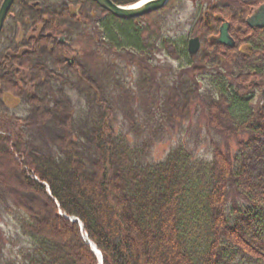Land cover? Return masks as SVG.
I'll use <instances>...</instances> for the list:
<instances>
[{"label": "trees", "instance_id": "1", "mask_svg": "<svg viewBox=\"0 0 264 264\" xmlns=\"http://www.w3.org/2000/svg\"><path fill=\"white\" fill-rule=\"evenodd\" d=\"M196 1L204 18L192 36L206 45L191 57L186 42L158 37L175 0L127 20L94 0H16L0 36V150L10 160V173H0V217L26 240L17 264H100L91 245L103 264H264V105L253 102L258 93L264 102V30L247 23L264 0ZM97 16L104 38L89 31ZM219 17L232 24L234 49L213 43ZM73 35L87 47L81 61ZM166 50L180 70L154 64ZM114 61L138 70V98ZM222 66L234 68L231 80L213 72ZM69 90L84 99V112ZM113 96L130 135L115 129ZM15 101L25 117L13 113ZM200 108L221 138H241L236 153L213 142L206 161L180 145L151 162L155 143Z\"/></svg>", "mask_w": 264, "mask_h": 264}, {"label": "rangeland", "instance_id": "2", "mask_svg": "<svg viewBox=\"0 0 264 264\" xmlns=\"http://www.w3.org/2000/svg\"><path fill=\"white\" fill-rule=\"evenodd\" d=\"M143 1H145V0H143ZM143 1L137 2V4H140ZM220 1H224L226 3L230 2V0H220ZM175 2L176 3H175L174 8L169 13L170 14V16L168 17L169 19L165 22V24L167 25L166 33L164 31V32L160 33L161 35H158L159 32L157 30H155V32L158 35V37H162V36L166 37L167 36V37L171 38L172 40H177L178 42H186L187 48H188L189 41L196 37V36H192L196 32L195 31L196 30V22L197 21L199 22L200 20H202V17L204 18V14H203L204 13L203 12L204 11V9H203L204 5L202 3H200L199 1H196V0L195 1H193V0H175ZM137 4L126 5V6H121V7H124V8L135 7V6H137ZM166 7H164V8H166ZM102 9H104V8H102ZM202 9H203V11H202ZM111 16H113V15L111 14ZM95 20H97V21L94 23V25L89 27V31L92 33L94 32L96 35L100 34L101 32L104 33L105 28L101 29L102 31H100L97 28V27H99V25L101 26V23L100 24L98 23L99 17L98 16L95 17ZM97 24H99V25H97ZM152 24H154V23H152ZM143 26L145 28L146 27L148 28V26L146 24H143ZM100 35H101V37L103 36L102 38H104L105 34L104 35L100 34ZM156 36H155V38L151 39L150 44H154L156 41L159 42V38H157ZM142 38H143V41L147 40L144 38V36H142ZM156 38H157V40H156ZM201 39H202L201 40L202 48H201L199 54L205 49L204 46L206 45L204 39L202 37H201ZM72 45H73L72 46L73 52H75L74 56L79 58V61H81L82 51L84 48H87L86 45L84 43H82V41L78 40L76 35H73V44ZM3 49L4 48L1 47L0 52L3 51ZM188 52H189V48H188ZM189 55H190V53H189ZM190 56L192 57V55H190ZM71 57H68V59L69 58L71 59ZM38 59L42 62H44L46 60L44 58V56H42V55ZM110 59L113 60V57H111ZM153 62L155 65L162 66V67L163 66H165V67L170 66V68L173 70H175V69L180 70V68H181L178 61H175L169 57V53L167 52V50H166V52L164 51L163 55L158 54L155 58V61H153ZM117 63L120 65L121 68L117 69L116 74L118 73V74L122 75L121 76L122 77L121 78L122 85H124V83L126 85H128L129 89L127 88V90L131 91V92L133 91L134 96H136L138 98L137 92L139 90H138V87L136 86L138 83V79H139L138 70L136 68H134L133 66H131L130 64H128V62H127V64L124 61L123 62H121V61L115 62L116 65H117ZM68 68H70V67H68ZM221 71H222V76L227 77L226 78L227 80H231V77L233 76L232 73L234 72V68L229 69V67H227V66H224V67L222 66L219 69H215L213 72L218 74V73H221ZM94 75L96 76V78L99 77V79H100L101 75H103V74L101 73V71H99V72L97 71L96 73H94ZM85 80H88V77L85 78ZM259 83L262 84V82H257V85H259ZM53 86L54 85L52 84L51 87L53 88ZM162 93H163L162 90H160L158 95L160 94V96H162ZM66 94H67L66 96L68 97V99H70L71 103H73L74 110L76 111V113H78L80 110L84 112V110L87 108L86 102L84 101V99L79 97V94L75 90L66 91ZM260 94L261 93H258L257 97L253 101L255 104V107L257 105H264V102H262L263 100H262ZM113 98H114V102L116 103V104H114V106L116 108V116L114 119L115 120V122H114L115 129L118 133L130 135L131 131H130L129 120L125 118L124 112L120 108L121 106L119 103V98H116L115 96H113ZM139 98H140V96H139ZM9 102H11V101H9ZM18 105H19L18 101H15V102H13V104H11L12 108H14L13 113H16L19 117H25V114H26L25 110H23L21 108V106L20 105L18 106ZM51 119H53V118H51ZM51 122H53V121H51ZM140 122H142V121H140ZM76 125H77V123L75 122V126ZM75 126L73 125L72 127L74 128ZM51 128L53 130H56V129H54V128H56L54 123L51 124ZM34 135H35V137H38V138L36 139V141L33 144L36 147H39V149H40L41 148L40 145L42 144V140H41L42 138L37 133H34ZM44 139L47 142V144L51 143L49 136L45 135ZM239 140H241V138H238V137H235L232 139L221 138L216 132L211 130L207 125V118L205 116L204 109L200 108L199 110H197L193 114V116L191 117V119H189V121L179 122L174 129L170 130L169 132H166V134L163 136V138L159 142L155 143V145L152 147V150L150 152L151 153L150 160H151V162H154V163L159 162V161H163L172 149L177 148L180 145H183V146L187 147L188 150L194 151L197 159L209 161L212 158V156H211V151H212L211 145L213 142L218 143L222 150H228L233 155L237 151V143L239 142ZM5 150H6V147H1V150H0V173L6 177V175H8L10 173V170L8 168L10 160L5 158ZM18 157H19L18 155H15V157H14L16 159L15 163L18 164L20 168L22 167L23 169H25V165H23L22 162H19ZM21 174L22 173L20 170L16 171V176H20L18 178H21ZM32 178L34 180L38 181V179L36 177H32ZM30 194H32V193H30ZM108 194H109V196L112 195L110 189H108ZM40 205H42V204H40ZM43 208L45 209V211L43 213H40V215L42 217L44 216V217H46V219L50 220V217H48L49 213L47 211L48 210L47 206L45 207L43 204ZM124 217H125V215L122 216V219ZM117 221H119L118 218H117ZM16 240H18V241H16ZM25 242H26V240L24 238L18 237L17 232H16V228H14L13 223L10 220V218L9 217L8 218L7 217H0V264H10V263L11 264H17L16 261L19 260L18 259L19 251L18 250H19V248L22 247V245ZM158 255H159V252H158ZM155 263H156V261L153 264H155Z\"/></svg>", "mask_w": 264, "mask_h": 264}, {"label": "water", "instance_id": "3", "mask_svg": "<svg viewBox=\"0 0 264 264\" xmlns=\"http://www.w3.org/2000/svg\"><path fill=\"white\" fill-rule=\"evenodd\" d=\"M16 0H4L0 7V35L1 31L5 25V20L11 11V7L14 4ZM100 5L102 8H104L106 11H108L113 16H117L120 18H138L143 17L146 15H149L151 12L159 11L162 8L166 7L170 0H149V2H146L147 0L141 2L140 4H137L135 7H121L118 4L113 3L111 0H94ZM144 3V4H143ZM142 4V5H141ZM140 5V6H138ZM72 13H74V10H72ZM76 13V11H75ZM249 27L251 29L257 28L264 30V6L259 9L257 13L253 15L248 21ZM223 25L220 28L219 31V39L218 43L226 46L228 48H235V41L230 33L231 25L227 22H222ZM61 41L64 40L63 38L60 39ZM189 53L190 55H197V53L201 49V41L200 38H194L191 39L188 43ZM93 251L95 254L97 253L98 256H100L101 264H102V257L101 253L98 251L97 248L93 246ZM96 254V255H97Z\"/></svg>", "mask_w": 264, "mask_h": 264}, {"label": "bare ground", "instance_id": "4", "mask_svg": "<svg viewBox=\"0 0 264 264\" xmlns=\"http://www.w3.org/2000/svg\"><path fill=\"white\" fill-rule=\"evenodd\" d=\"M112 1V0H111ZM96 2V1H95ZM113 2V1H112ZM146 2H149V0H147ZM97 3V2H96ZM98 4V3H97ZM144 4V3H143ZM142 5V4H141ZM138 6H140V5H138ZM71 13H72V11H71ZM74 13H75V9H74ZM72 15H73V13H72ZM259 85H261V83H259ZM92 246V248H93V246L94 245H91ZM95 247V246H94ZM95 248H97V247H95ZM99 251V250H98ZM100 252V251H99ZM97 254V253H96ZM97 256H98V254H97ZM98 258L100 259V256H98Z\"/></svg>", "mask_w": 264, "mask_h": 264}]
</instances>
